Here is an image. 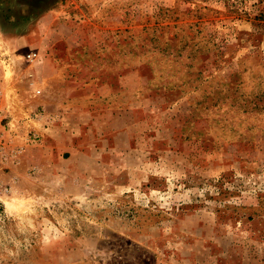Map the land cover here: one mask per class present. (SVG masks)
<instances>
[{
	"label": "rangeland",
	"instance_id": "1",
	"mask_svg": "<svg viewBox=\"0 0 264 264\" xmlns=\"http://www.w3.org/2000/svg\"><path fill=\"white\" fill-rule=\"evenodd\" d=\"M0 4V264H264V0Z\"/></svg>",
	"mask_w": 264,
	"mask_h": 264
},
{
	"label": "crops",
	"instance_id": "2",
	"mask_svg": "<svg viewBox=\"0 0 264 264\" xmlns=\"http://www.w3.org/2000/svg\"><path fill=\"white\" fill-rule=\"evenodd\" d=\"M0 7H1V4H0ZM1 8H3V7H1ZM0 15H1V12H0ZM4 22L0 18V74H2L4 72V69L2 68V65H3L2 60L4 59L3 55L7 54V53H13L15 51V48H13V44H12L15 36L10 32V30H8L7 26L4 25ZM8 24H9V22H8ZM15 39H17V38H15Z\"/></svg>",
	"mask_w": 264,
	"mask_h": 264
},
{
	"label": "built area",
	"instance_id": "3",
	"mask_svg": "<svg viewBox=\"0 0 264 264\" xmlns=\"http://www.w3.org/2000/svg\"><path fill=\"white\" fill-rule=\"evenodd\" d=\"M34 56H35V54L29 53L28 58H33Z\"/></svg>",
	"mask_w": 264,
	"mask_h": 264
}]
</instances>
